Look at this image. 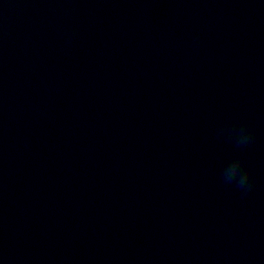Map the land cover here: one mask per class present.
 I'll use <instances>...</instances> for the list:
<instances>
[{
  "label": "clouds",
  "instance_id": "clouds-1",
  "mask_svg": "<svg viewBox=\"0 0 264 264\" xmlns=\"http://www.w3.org/2000/svg\"><path fill=\"white\" fill-rule=\"evenodd\" d=\"M250 135L249 130L246 127H242L240 129V143H244L247 141ZM236 160L241 162V167L239 169L235 167H229L225 169L224 176L226 182H232L233 180H237L238 185L243 188L245 185H248L251 170L246 167L245 162L242 157L235 158Z\"/></svg>",
  "mask_w": 264,
  "mask_h": 264
}]
</instances>
